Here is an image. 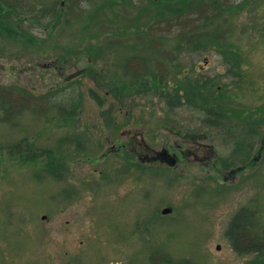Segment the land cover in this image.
I'll return each instance as SVG.
<instances>
[{
  "label": "rangeland",
  "instance_id": "obj_1",
  "mask_svg": "<svg viewBox=\"0 0 264 264\" xmlns=\"http://www.w3.org/2000/svg\"><path fill=\"white\" fill-rule=\"evenodd\" d=\"M6 1L18 13L0 24V264H264V249L230 235L247 208L257 222L241 237H264V120L218 116L264 104V0H205L157 17L152 0ZM139 70L158 71L169 89L177 70L215 97L190 92L171 104L151 91L121 92ZM73 107L77 125L65 118ZM82 131L84 152L67 141ZM28 142L38 151L26 157L54 149L73 162L63 183L43 156L41 165L17 160ZM114 142L135 151L103 157ZM249 144L254 165L231 174L247 163L240 150ZM163 151L175 162H126Z\"/></svg>",
  "mask_w": 264,
  "mask_h": 264
},
{
  "label": "trees",
  "instance_id": "obj_2",
  "mask_svg": "<svg viewBox=\"0 0 264 264\" xmlns=\"http://www.w3.org/2000/svg\"><path fill=\"white\" fill-rule=\"evenodd\" d=\"M202 1H205V0H152L150 7H153L152 9L154 10V12H156L155 17L161 16V15H175V14L180 15L184 12H191L194 10L197 11V9L199 8ZM16 7H17V4L9 3L6 0H0V24H5L4 19H6L7 15H10L11 13H15V12L18 13V11L16 10ZM143 9L148 10L147 8H143ZM216 9H221L219 3H217ZM59 14H60V16L63 15V9L62 8L59 10ZM189 23H191V22H189ZM1 30H3V29H1ZM85 32H87V31H85ZM137 57H139V56L135 57V59L138 62L137 64H141V63L146 64V62L144 61L145 58L139 59ZM158 60L162 63H165V61H162L161 59H158ZM164 67H166V66L164 65ZM164 69H166V68H164ZM236 69L234 67V70H236ZM238 70H239L238 74L242 77L243 76L242 69H238ZM139 71H141V70H139ZM139 71L135 73L134 78H132V79L128 78L127 80H123L121 82V84H122L121 92H123V93H126V92L135 93V92H149V91H151L157 95L163 96L164 98L168 99L171 104L180 103L182 98H183V94H185L186 98H188V95H190V92H191V96H193V95L194 96H201V98L203 100L208 99L210 97L209 95H213V97H215V95H214L215 93L211 88H204V90L201 89L199 91H194L196 86L198 85V83L196 81L187 80V79L182 80V78H181L182 76H180L181 72H178L177 70H176L175 76H174L175 82H173L174 85L171 86L172 87L171 89H169V87H170L169 82L167 80H165V78H163V75L161 73H159L158 71H154V73L152 75H150V77H147L146 75L144 77H141L142 72H145V71H141V72H139ZM117 85L113 89L114 93L120 92V88L117 87ZM211 87H212V85H211ZM117 88L119 89V91ZM198 94H200V95H198ZM93 96L98 100L99 103H102V100L99 98V96L97 94L93 93ZM230 98H232V97H230ZM75 109L76 108L73 107V108H71V111L76 112ZM214 109H216L215 104H212V106L209 107L208 112L214 113L215 112ZM234 110H236V109L230 108V111L225 112L222 109L221 110L222 112H220V114L218 115L220 120H223L226 117L231 116V117L243 119L244 121H246L248 123V125H251L253 123H260L261 121L264 120V104H260L259 106L250 110L248 113H246V110L245 111H234ZM71 111H69L68 114ZM65 118L69 119V117H65ZM107 119H108L109 123L110 122L114 123V121H115L114 120L115 118H113L111 116L107 117ZM244 121H242V122H244ZM252 130H253L252 127L249 126L248 131H252ZM260 135H261V144H260L259 149H258L259 154L262 152V150L264 148V132L261 133ZM246 147L249 149L248 151H241L239 148H238V150H240V152L248 158L249 154H250V150L252 149V145L249 144V145L244 146V148H246ZM45 154H48L49 158H59V157H56L57 156L56 151L51 150V151H44L42 153L36 154V155L32 156V159H33V161L38 162L39 157L44 156ZM127 157H129V156H127ZM127 157H126V159L128 160L127 162L131 166H135L138 169H143L147 166V165H144V164L139 163V162L138 163L137 162L136 163L131 162ZM162 159H163V162L164 163L166 162L167 164H170L172 162V159H170L168 157L162 158ZM249 165H251V166L254 165V160L251 157L248 158L247 163H245L244 165H241L239 168L234 169V170H236L237 173H240V172L244 171ZM230 166L232 167L233 165L231 164V165H228L227 167H230ZM156 216H160V215L156 214ZM256 222H257L256 221V215L254 213L250 212L247 208H241L239 210V212L236 213L235 217L232 220L231 229H230L231 234L230 235L233 237V239H236L241 244H242V241L247 242V240H249L250 241L249 250H253V249L254 250L255 249L256 250H262V249H264V237L260 241H256L258 239H255V241H253V239H245L244 237H241L242 231L249 230V228L244 227V226L247 224L248 227L251 226V228H252V227H254ZM259 227H262V226H259ZM262 229H264V227H262ZM237 245H238V243H237ZM247 246H248V244H247ZM167 260H169V259H167ZM172 260L173 259H170V262H172ZM163 263L167 264L165 262H163ZM178 264H192V263L189 260H184V261L179 262Z\"/></svg>",
  "mask_w": 264,
  "mask_h": 264
},
{
  "label": "flooded vegetation",
  "instance_id": "obj_3",
  "mask_svg": "<svg viewBox=\"0 0 264 264\" xmlns=\"http://www.w3.org/2000/svg\"><path fill=\"white\" fill-rule=\"evenodd\" d=\"M180 76L184 77L183 74H180ZM186 79L187 80L195 81V79H192V78H182V80H186ZM68 115L70 116L69 119H68V121L74 122L76 125L80 123L78 121L79 120L78 119V113L71 111ZM66 124H69V123H66ZM87 127H88L87 125H85L84 123H81V129L82 130L86 129ZM83 132L84 131H82V133H74V132H72V133H70V135L68 136V139H67V141L69 142L70 145L76 146L77 149L78 150H81L82 152H84V150L88 149L87 147H89V139L86 136V134L83 133ZM30 143H32V142L23 143L21 146H18L20 149H19V151L16 152V156L18 157V158L17 157L16 158L22 164L32 163V164L41 165L39 163L40 162V159H39L38 162L37 161H33L32 156H34L36 154H39V153H36V151H38V149L36 148L35 144L34 143L30 144ZM129 143L128 142H123L121 144L116 145L115 142H114V145L110 146L109 149H107L105 152H103L102 153V156L103 157H106L113 150H115L116 152H123V151L127 150L128 147H130L131 151H135L134 144L132 142H129ZM141 145L143 146V144H141ZM145 146L146 145H144V147ZM34 147H35L34 150H36V151H34V153L31 154L30 156L26 157V152L29 149H33ZM51 150H54V149H51ZM51 150L50 149H46L44 151H51ZM40 153H42V152H40ZM129 157L131 158V155H129ZM129 157H127V158L131 162H135V163L138 160L139 161H141V160L144 161L145 159H149L147 161H150V160H161L163 162V159L162 158H166V157H168V155L163 151L161 153H157V155L152 156V157H148V156H141V157H139L138 155L136 157L131 158V159ZM43 158H44L43 161L44 160H45V162L47 161L46 164L43 165V166H46L45 169L48 168V170H47L48 172H50V170H51L53 172L52 176L56 179V181L57 182L60 181L61 183H63L64 182L65 175H66V172H68V170H69V165H72L73 162L66 161V159H61V158H49L48 157V154H45L43 156ZM168 158L172 159V162H175V160H176V157H168ZM79 160H85V159L79 158ZM127 161L128 160L126 159V162ZM149 166L150 165H148V167ZM64 173H65V175H64ZM232 173L233 174L236 173V170H232L231 171V174ZM63 192L65 193L66 196H70L71 195V193H68V192H66L64 190H63Z\"/></svg>",
  "mask_w": 264,
  "mask_h": 264
},
{
  "label": "water",
  "instance_id": "obj_4",
  "mask_svg": "<svg viewBox=\"0 0 264 264\" xmlns=\"http://www.w3.org/2000/svg\"><path fill=\"white\" fill-rule=\"evenodd\" d=\"M172 211H173V209L171 207H165L162 209V214L167 215V214L172 213ZM220 248H221V246L218 245L217 249H220Z\"/></svg>",
  "mask_w": 264,
  "mask_h": 264
}]
</instances>
